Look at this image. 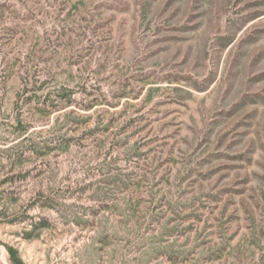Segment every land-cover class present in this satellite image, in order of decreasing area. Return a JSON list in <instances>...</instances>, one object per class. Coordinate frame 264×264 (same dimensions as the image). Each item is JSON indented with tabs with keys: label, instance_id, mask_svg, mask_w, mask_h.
<instances>
[{
	"label": "rangeland",
	"instance_id": "rangeland-1",
	"mask_svg": "<svg viewBox=\"0 0 264 264\" xmlns=\"http://www.w3.org/2000/svg\"><path fill=\"white\" fill-rule=\"evenodd\" d=\"M0 264H264V0H0Z\"/></svg>",
	"mask_w": 264,
	"mask_h": 264
}]
</instances>
